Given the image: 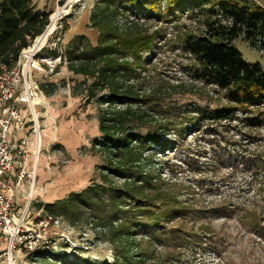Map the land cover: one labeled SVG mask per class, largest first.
<instances>
[{
	"label": "rangeland",
	"instance_id": "rangeland-1",
	"mask_svg": "<svg viewBox=\"0 0 264 264\" xmlns=\"http://www.w3.org/2000/svg\"><path fill=\"white\" fill-rule=\"evenodd\" d=\"M86 1L89 5L99 0ZM256 1L264 7V0ZM58 4V0H47L42 9L50 13V23ZM92 9L87 6L78 14L63 17L57 25L58 29L56 27L57 31L39 54L43 59L60 57V61L55 67L43 65L44 73L40 71L35 76L41 85L56 83L59 86L52 96L42 90L48 98V105L37 106L43 145L38 155L30 219L26 222L33 229H39V218L47 214L45 205L64 199L72 192H81L89 186L103 183L102 174L107 166V157L105 151L101 150L99 118L101 107L106 108V105H100V98L106 92H98L92 97L89 87L94 80L70 71L66 59L67 44L76 35H85L94 45L97 44L99 33L88 21ZM134 18L137 19L132 16ZM141 21L146 22L144 18ZM151 21L155 20H147V23L152 31L162 28L163 34L152 53H142L145 55L144 60H147L146 69L141 74L145 87L149 86L152 90L161 87L162 83L178 87L175 90L164 87L162 90L165 93L162 95V105L168 106L171 103L167 108H175L171 115L175 123L180 121L178 116L187 115L186 111H193L197 107H218L214 93L205 94L201 91L203 84L183 70L190 59L179 56L178 50L172 48L177 42L178 28L172 23L153 24ZM184 23L187 29L197 28L196 23L187 20ZM236 45L248 62H261L264 65L260 51L242 39ZM207 90L210 91V88ZM148 106L144 109L149 119L145 121L142 130L145 135L158 132L156 136L165 143L162 145L165 147L162 150V147L155 146L156 154L147 167L155 182V178L162 177L165 188L171 192V198L166 200L169 205L167 210L163 203L159 204L161 210H155L162 215L155 217L159 219L158 224L148 218L140 221L158 226L153 229V234H146L139 227L135 235L130 237L135 241L134 246H139L135 252L137 256L131 261L136 264L137 259L148 257L146 264H264V236L250 225L255 218L243 210L245 205L253 209L264 204V173L257 174L252 165L241 163L243 156L253 157L264 152V127L247 128L243 125L244 115L238 113L235 115L239 117L237 120L198 122L195 119L184 124L181 134L176 131L164 134V129H156L159 124L165 123L167 115L162 108L152 109V104ZM26 116L29 118L28 112ZM188 121L186 119L184 122ZM34 154L32 161L37 153ZM116 181L119 185L123 183L122 179ZM29 186V181H24L17 189L16 208L25 204ZM176 194L180 206L177 208L185 216L174 217L170 214L176 205ZM223 203L236 206L238 211H242L230 218H204L199 213L215 210L223 206ZM41 204L43 206L39 207ZM192 206L201 209L198 212L190 211ZM126 208L130 207L126 205ZM62 219L59 226L48 229L50 235L47 243L50 250L42 251L41 247L33 257L21 249L16 252L19 264H47V261L56 262V258L62 259L64 256L82 264H89L88 261L95 264H120L119 258L123 255L120 249L108 241L104 229L99 226L95 228L90 221H78L72 225ZM208 227L214 230L213 240ZM173 230L180 232L168 243L159 242V239H165L167 233ZM155 234L159 236L156 242L148 240L149 236ZM1 243L0 250L6 246L4 241Z\"/></svg>",
	"mask_w": 264,
	"mask_h": 264
},
{
	"label": "trees",
	"instance_id": "trees-1",
	"mask_svg": "<svg viewBox=\"0 0 264 264\" xmlns=\"http://www.w3.org/2000/svg\"><path fill=\"white\" fill-rule=\"evenodd\" d=\"M143 18L146 22L141 21ZM123 19L126 20L122 22ZM147 20H155L151 21L153 24L172 23L178 28L177 42L172 48L178 50L179 56L190 59L183 70L203 84L201 91L205 94L214 93L218 107L186 111L187 115L178 116L180 121L175 123L171 117L175 108H167L171 103L162 105L165 94L162 90L178 87L168 83L152 90L145 87L141 74L147 60L142 53H152L163 34L162 28L152 31ZM185 20L196 23L197 28L187 29ZM90 22L99 33L97 44L85 35H76L67 44L66 59L70 71L94 80L89 87L92 97L98 92H106L100 98V105H106V108L101 107L99 118L101 150L107 157L103 183L72 192L64 199L45 205V210L72 225L90 221L95 228L104 229L108 241L121 250L120 264H134L131 259L137 256L135 252L139 246L135 247V241L130 237L139 227L146 234H153L158 225L140 221L148 218L158 224L159 219L155 217L162 215L155 210H161L159 204L162 203L167 210L166 200L171 198L162 177L155 178V182L148 171L149 161L152 162L156 154L155 146L163 150L165 143L156 136L158 132L144 134L142 129L149 119L144 108L151 104L152 109L162 108L167 117L156 131L164 129V134L172 131L181 134L184 124L195 119L198 122L237 120L239 117L235 115L238 113L244 115L243 125L247 128L264 127V65L248 62L236 45L242 39L264 57V7L256 0H99L91 11ZM49 24L50 13L39 9L35 0H0V70L12 69L22 51L31 46ZM58 86L56 83L42 84L41 88L52 96ZM186 119L189 121L184 122ZM241 163L252 165L257 174L264 173V152L253 157L243 156ZM121 179L123 183L119 185L116 180ZM177 197L174 195L176 205L170 214L182 217L185 214L178 209ZM223 204L210 212L199 213L204 218H230L242 211ZM248 208L245 205L244 212L255 218L250 225L264 236V204ZM200 209L192 206L190 211ZM207 230L213 240L214 230L209 227ZM177 232L180 230L167 233L159 242H170ZM157 238L159 236L155 234L148 240L156 242ZM146 259L139 258L136 264H146ZM55 261H47V264H82L65 256Z\"/></svg>",
	"mask_w": 264,
	"mask_h": 264
},
{
	"label": "built area",
	"instance_id": "built-area-1",
	"mask_svg": "<svg viewBox=\"0 0 264 264\" xmlns=\"http://www.w3.org/2000/svg\"><path fill=\"white\" fill-rule=\"evenodd\" d=\"M58 3L57 11L64 10L60 21L65 16L80 13L85 8L86 0H58ZM34 48L33 42L22 51L12 69L0 70V238L6 244L0 250V264H19L16 252L21 249L31 255L41 247L42 251L50 250L47 243L50 235L48 229L59 226L63 220L46 212L39 218V229H33L26 223L30 219L38 155L43 145L37 106L48 105V98L35 76L37 72L44 71L43 65L55 67L60 61V57L43 59L39 55L43 48L32 53ZM21 106H26L29 118L23 114ZM29 124L31 129L27 134L19 139L14 138L16 128H24ZM34 153L37 154L32 161ZM24 181L30 184L28 197L22 207L16 208V191Z\"/></svg>",
	"mask_w": 264,
	"mask_h": 264
},
{
	"label": "bare ground",
	"instance_id": "bare-ground-1",
	"mask_svg": "<svg viewBox=\"0 0 264 264\" xmlns=\"http://www.w3.org/2000/svg\"><path fill=\"white\" fill-rule=\"evenodd\" d=\"M64 12L63 9H59L58 11H56L52 17H51V23L49 24V26L47 27V30L45 31V33H43L42 35H40L36 41H35V48L31 50L32 53L39 51L41 48H43L47 41L50 39V37L52 36V34L54 33V31L56 30V27L58 25L59 19H60V15Z\"/></svg>",
	"mask_w": 264,
	"mask_h": 264
},
{
	"label": "crops",
	"instance_id": "crops-1",
	"mask_svg": "<svg viewBox=\"0 0 264 264\" xmlns=\"http://www.w3.org/2000/svg\"><path fill=\"white\" fill-rule=\"evenodd\" d=\"M35 2H36V4H37V6H38V8L39 9H43V8H45V6H46V3H47V0H35ZM92 4H94L95 5V2H93ZM92 4H89V5H87V1H86V4H85V8H87V6H90V7H94V5H92ZM90 15H91V12H90V14L88 15L89 16V19H88V21H90ZM26 106H21V110H22V112H23V114L24 115H27V108H25ZM31 129V125H28L27 127H24V128H16L15 130H14V138H16V139H19V138H21L24 134H27L28 133V131ZM29 193V192H28ZM28 195V194H27ZM17 201H18V199H17ZM16 201V202H17ZM26 203V202H25ZM0 244H2L1 242L3 241L1 238H0ZM2 250V249H1Z\"/></svg>",
	"mask_w": 264,
	"mask_h": 264
}]
</instances>
